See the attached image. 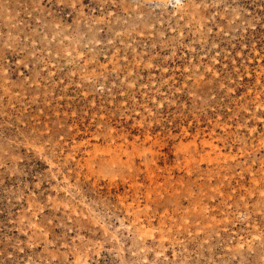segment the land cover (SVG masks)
Segmentation results:
<instances>
[{
  "label": "rangeland",
  "instance_id": "1",
  "mask_svg": "<svg viewBox=\"0 0 264 264\" xmlns=\"http://www.w3.org/2000/svg\"><path fill=\"white\" fill-rule=\"evenodd\" d=\"M0 264H264V0H0Z\"/></svg>",
  "mask_w": 264,
  "mask_h": 264
},
{
  "label": "bare ground",
  "instance_id": "2",
  "mask_svg": "<svg viewBox=\"0 0 264 264\" xmlns=\"http://www.w3.org/2000/svg\"><path fill=\"white\" fill-rule=\"evenodd\" d=\"M177 3V2H176Z\"/></svg>",
  "mask_w": 264,
  "mask_h": 264
}]
</instances>
